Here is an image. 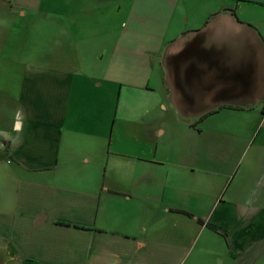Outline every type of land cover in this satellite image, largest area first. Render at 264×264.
I'll return each mask as SVG.
<instances>
[{
  "label": "crops",
  "instance_id": "crops-1",
  "mask_svg": "<svg viewBox=\"0 0 264 264\" xmlns=\"http://www.w3.org/2000/svg\"><path fill=\"white\" fill-rule=\"evenodd\" d=\"M0 264H264V0H0Z\"/></svg>",
  "mask_w": 264,
  "mask_h": 264
},
{
  "label": "rangeland",
  "instance_id": "rangeland-1",
  "mask_svg": "<svg viewBox=\"0 0 264 264\" xmlns=\"http://www.w3.org/2000/svg\"><path fill=\"white\" fill-rule=\"evenodd\" d=\"M259 248H255V249H253V251H251V253H250V257L251 256H255V255H258L259 254V252H260V250H258Z\"/></svg>",
  "mask_w": 264,
  "mask_h": 264
},
{
  "label": "trees",
  "instance_id": "trees-1",
  "mask_svg": "<svg viewBox=\"0 0 264 264\" xmlns=\"http://www.w3.org/2000/svg\"><path fill=\"white\" fill-rule=\"evenodd\" d=\"M209 114V113H208ZM208 114H205V115H203L201 118H203V117H205V116H207ZM189 215V214H188ZM199 223H202L201 221H199Z\"/></svg>",
  "mask_w": 264,
  "mask_h": 264
}]
</instances>
